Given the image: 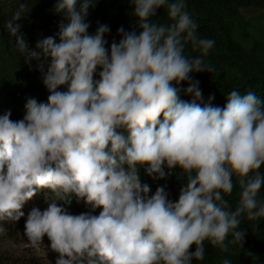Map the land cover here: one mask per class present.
Returning a JSON list of instances; mask_svg holds the SVG:
<instances>
[{
  "label": "clouds",
  "instance_id": "9594fccd",
  "mask_svg": "<svg viewBox=\"0 0 264 264\" xmlns=\"http://www.w3.org/2000/svg\"><path fill=\"white\" fill-rule=\"evenodd\" d=\"M130 2L139 31L120 26L110 51L107 24L88 31L92 0H56L67 23L35 48L16 23L19 11L7 25L25 62H39L49 95L27 98L22 119L0 114V222L19 221L25 202L50 190L56 198L27 213L25 235L33 245L46 235L55 264H192L204 259L205 241L242 248L241 218L264 217V99L234 89L223 107L214 95L205 102L191 74L210 71L203 57L215 41L199 34L186 0ZM161 8L167 23L153 19ZM188 44L200 55H186ZM182 82L190 101L180 99ZM141 167L154 180L182 169L178 199L166 185L150 194ZM234 177L241 191L233 210L225 195ZM72 195L90 211L72 214L57 203Z\"/></svg>",
  "mask_w": 264,
  "mask_h": 264
},
{
  "label": "trees",
  "instance_id": "16d2710c",
  "mask_svg": "<svg viewBox=\"0 0 264 264\" xmlns=\"http://www.w3.org/2000/svg\"><path fill=\"white\" fill-rule=\"evenodd\" d=\"M55 4L56 0H0V114L11 110L13 120L23 118L27 98L47 102L49 91L37 67L39 62L33 59L30 64L26 63L17 50L15 36L7 29L8 22H15L14 17L19 11L16 23L22 26L21 32L29 47L35 48L38 40L56 35L61 21L67 23L63 15L55 11ZM92 4L87 16L90 23L88 31L94 34L98 24H107L110 32L105 35V39L108 41L106 47L109 51L112 41L119 42L121 39L117 32L120 26L125 30L136 27L139 31L138 18L133 13L134 5L130 0H92ZM186 4L188 12L198 23L199 34L215 41L214 48L203 57L204 66L210 68V71L191 74L199 81L205 102L210 95H214L212 103L223 107L226 96L234 89L241 93L253 91L264 99V22L247 18L243 12L244 9L264 11V0H186ZM21 5L24 7L21 8ZM153 19L159 23L169 22L166 9H159L158 16ZM185 54L200 55L199 50H194L191 44L186 46ZM94 79H99V76L95 75ZM187 86L183 82L180 85V99L190 101L192 96L184 91ZM61 90H65V86H61ZM139 171L142 182L150 185V194H154L158 186L166 185L169 198L173 200L178 199L180 189L187 179L180 168L159 180L148 176L144 167ZM259 171L264 173V165ZM240 191L234 177L233 192L225 195L233 210L238 205ZM46 197L56 198L50 190L44 189L25 202L22 209L25 216L19 221L0 222L6 229L0 234V264H55L59 253L51 249V243L30 246L27 243L13 242L16 240L14 232L17 230L20 233L25 228L27 213L33 207L43 210L47 206ZM70 199L71 203L59 200L57 203L64 204L70 212L76 211V214L87 206L83 199L78 200L75 195ZM258 200L264 203V185L258 194ZM101 210L96 209L94 214L98 215ZM87 211H90L88 206L83 212ZM240 229L245 231L242 248L238 244L229 243L228 250L223 251L205 241L204 259H193L192 264H223L225 258L231 260L232 264H252L251 257L245 255L248 251L258 256L256 264H264V217L251 220L242 217ZM195 247L193 244L189 251H194ZM44 251H51L57 256Z\"/></svg>",
  "mask_w": 264,
  "mask_h": 264
},
{
  "label": "rangeland",
  "instance_id": "374dc122",
  "mask_svg": "<svg viewBox=\"0 0 264 264\" xmlns=\"http://www.w3.org/2000/svg\"><path fill=\"white\" fill-rule=\"evenodd\" d=\"M243 12H244V15L247 17V18H256L257 20V22H264V11H262V10H258V9H244L243 10ZM47 207V206H46ZM45 207V208H46ZM87 206H84V207H82L81 209H80V211H79V213H81V212H83L84 211V209L86 208ZM44 208V209H45ZM72 214H76V211H74V212H71ZM78 213V214H79ZM14 235H15V239L16 240H13V242H15V241H17V242H19V243H27V241H29L28 240V238H27V236L25 235V228H24V230L22 231V232H20V233H18V231L16 230L15 232H14ZM47 242H49V243H51L50 241H49V239L47 238V236L45 235V237L43 238V241L41 242V243H39V244H37L36 246H42L43 245V243H47ZM44 252H48V253H50V255L51 254H54L55 256H57V254L56 253H51V251H44ZM37 258V257H36ZM39 258H42V257H39ZM38 260H42V259H38Z\"/></svg>",
  "mask_w": 264,
  "mask_h": 264
},
{
  "label": "water",
  "instance_id": "95a60500",
  "mask_svg": "<svg viewBox=\"0 0 264 264\" xmlns=\"http://www.w3.org/2000/svg\"><path fill=\"white\" fill-rule=\"evenodd\" d=\"M27 244L33 246V244L30 241H27Z\"/></svg>",
  "mask_w": 264,
  "mask_h": 264
}]
</instances>
